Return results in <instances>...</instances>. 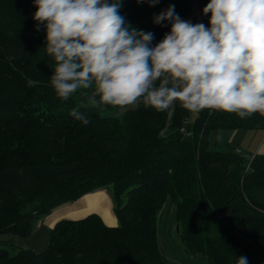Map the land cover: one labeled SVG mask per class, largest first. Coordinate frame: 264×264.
Instances as JSON below:
<instances>
[{"label": "trees", "instance_id": "obj_1", "mask_svg": "<svg viewBox=\"0 0 264 264\" xmlns=\"http://www.w3.org/2000/svg\"><path fill=\"white\" fill-rule=\"evenodd\" d=\"M209 2L122 0L120 12L132 27L153 32L155 46L171 29L155 25V14L175 5L188 21L197 8L210 27ZM36 11L34 0H0V237L26 240L40 219L97 189L112 194L119 224L57 211L42 252L0 240V264H176L160 241L169 202L179 229L172 234L167 221L165 246L176 236L184 247L175 261L237 264L243 255L264 264V153L249 162L235 150L209 149L212 131L264 130V117L205 110L191 123L177 104L164 132L169 111L141 103L123 114L81 107L85 126L69 113L86 97L61 101L50 86L55 61Z\"/></svg>", "mask_w": 264, "mask_h": 264}, {"label": "clouds", "instance_id": "obj_2", "mask_svg": "<svg viewBox=\"0 0 264 264\" xmlns=\"http://www.w3.org/2000/svg\"><path fill=\"white\" fill-rule=\"evenodd\" d=\"M36 29L46 28L55 61L50 86L61 101L80 92L87 103L70 116L87 126L81 107L125 110L141 103L158 112L179 104L241 120L264 117V0H210V27L183 20L175 5L155 14L170 32L137 30L121 15L122 0H34ZM155 7L160 0H137ZM237 264H248L241 255Z\"/></svg>", "mask_w": 264, "mask_h": 264}, {"label": "rangeland", "instance_id": "obj_3", "mask_svg": "<svg viewBox=\"0 0 264 264\" xmlns=\"http://www.w3.org/2000/svg\"><path fill=\"white\" fill-rule=\"evenodd\" d=\"M196 11H199V10L197 8L196 9L194 8L191 18L194 17V13ZM194 19H196V17ZM129 109H133V108H129ZM126 110H128V109L119 110L117 113L123 114ZM171 116H172V110L169 111L167 126H166L165 130H163L164 132L167 130ZM197 116H198V114H196V115L191 114V116H190L191 123H194ZM262 145H263V148H262L261 152L264 153V130H238L235 132H232V131H226V132L212 131L210 134V137H209V149L210 150H215L217 148V150H221V151L235 150L237 153L239 152V150H241V152H242L241 156L246 158L249 162L253 160V157L255 155L259 154V148L262 147ZM96 192H97V194H95ZM109 194H110L109 190L97 189V190L90 192L89 194L85 195V196L91 195L89 197L90 198L93 197V198H91V199L86 198L84 200L85 204L87 205V209L84 212H82L81 215L88 216L92 212L95 213L97 211H100L101 214L103 215V217L100 214L99 215L102 217L103 221L106 224H113V226L114 225L117 226L119 224V221H118V218H117L116 213H115V202H114L113 198L109 197ZM85 196H83V197H85ZM78 201L68 203L64 206L65 207H73V204L77 203ZM64 206H61L60 209L59 208L55 209L54 211H52V213L49 216L40 219L36 223L33 234L30 238H28L26 240H21L17 237H13L11 235H5V236H1L0 240H8V239L12 238L13 241L16 243V245H18L21 248L33 249L35 252H38V253L42 252L47 247V245L49 243V239H50L51 229L56 224L55 223L53 226L49 227V225H48L49 219L57 211H60V212L66 211L67 208L66 209L62 208ZM174 211H175V205L173 203L169 202L164 206V209L161 212L160 241H161V245L164 247L163 250L165 251L167 258L176 264H180L178 261H175V259L173 258V257H175V254L179 251L180 248H181V250L184 249L183 245L179 241V238L174 236L173 240L171 239V241H170L171 246L169 244L167 245V247L165 246L166 245L165 239H166V237L169 238L168 236L164 235L165 233L168 232L166 230L167 221L169 223V227L171 228L170 230H171L172 234L175 232V229L176 230L179 229V227L175 226V224L172 223V217L174 215ZM77 214H78V212H77ZM70 218H79V216L78 217L70 216ZM63 219H65V218H63ZM177 242L180 245V247L177 244Z\"/></svg>", "mask_w": 264, "mask_h": 264}, {"label": "crops", "instance_id": "obj_4", "mask_svg": "<svg viewBox=\"0 0 264 264\" xmlns=\"http://www.w3.org/2000/svg\"><path fill=\"white\" fill-rule=\"evenodd\" d=\"M262 148H263V145H262V147H260L259 148V153H263V152H261L262 151ZM95 194H97V192L95 193ZM94 195V194H93ZM88 196H91V195H88ZM88 196H85V197H83V198H81L77 203H74L73 204V207H62V208H70V209H73L74 210V213H76V212H78V216H79V218H73V219H80V218H83V217H85L86 215H81V213L82 212H84L86 209H87V205L85 204V198L86 197H88ZM109 197H110V194H109ZM60 209V208H59ZM93 213V212H92ZM95 213H98V214H100L102 217H103V215L101 214V212L100 211H97V212H95ZM61 220V219H60ZM49 225V224H48ZM107 225H110V226H113V224H107ZM114 226H116V225H114ZM49 227H51V225H49Z\"/></svg>", "mask_w": 264, "mask_h": 264}, {"label": "built area", "instance_id": "obj_5", "mask_svg": "<svg viewBox=\"0 0 264 264\" xmlns=\"http://www.w3.org/2000/svg\"><path fill=\"white\" fill-rule=\"evenodd\" d=\"M195 17H196V19H194ZM193 19H194V20H193ZM188 21H190V22L193 23V24L203 23L206 27H209V26L204 22L203 17H202V14H201L200 11H196V12L194 13V17L191 18V19L188 20ZM239 153H240V154L242 153L241 150H239Z\"/></svg>", "mask_w": 264, "mask_h": 264}, {"label": "bare ground", "instance_id": "obj_6", "mask_svg": "<svg viewBox=\"0 0 264 264\" xmlns=\"http://www.w3.org/2000/svg\"><path fill=\"white\" fill-rule=\"evenodd\" d=\"M86 198H89V199H91V198H93V197H91V198H90V197L88 196V197H86ZM86 198H85V199H86Z\"/></svg>", "mask_w": 264, "mask_h": 264}, {"label": "water", "instance_id": "obj_7", "mask_svg": "<svg viewBox=\"0 0 264 264\" xmlns=\"http://www.w3.org/2000/svg\"><path fill=\"white\" fill-rule=\"evenodd\" d=\"M110 197L113 198L112 194L110 193Z\"/></svg>", "mask_w": 264, "mask_h": 264}]
</instances>
